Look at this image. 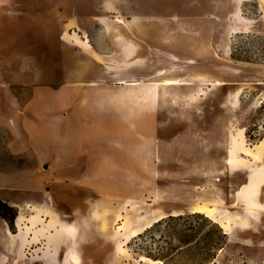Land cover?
Returning <instances> with one entry per match:
<instances>
[{"label": "rangeland", "instance_id": "obj_1", "mask_svg": "<svg viewBox=\"0 0 264 264\" xmlns=\"http://www.w3.org/2000/svg\"><path fill=\"white\" fill-rule=\"evenodd\" d=\"M13 4L0 198L16 220L0 216V264H164L147 231L193 213L227 235L212 264H264V0ZM154 25L196 31L213 74L125 84L119 59L148 53Z\"/></svg>", "mask_w": 264, "mask_h": 264}, {"label": "crops", "instance_id": "obj_2", "mask_svg": "<svg viewBox=\"0 0 264 264\" xmlns=\"http://www.w3.org/2000/svg\"><path fill=\"white\" fill-rule=\"evenodd\" d=\"M13 1L14 0H0V15L8 16L13 14L11 11V8H13L14 5ZM139 28L140 30H138V27H132L129 32H142V28ZM175 30L178 40H175L174 35L172 34L174 33V30L170 25H154L148 31L144 30L143 32L150 34V48L148 53L145 50V53L141 52L137 55L135 54L133 60H130V58L128 60V58H126V53L123 60L119 59V62L124 63L126 66L119 71L118 78L122 79L126 84L127 82H131L129 81L131 78L136 81L141 80V82H145L146 78H148L150 82H154V80H174L176 79L175 77H177L176 75H181L183 71H186L184 74H196L198 76H206L207 73L213 74V60H216V58L214 55H201L199 41L196 42L199 37L197 32L191 31L184 36L182 27ZM165 34H170V36H165ZM140 37L147 36L141 35L138 38L136 37L138 39L137 41L142 43L143 40ZM165 38H169L170 42L164 43ZM123 49L124 54L126 46L119 49V55H121ZM140 49H142V47ZM108 61L109 60H102V63L108 64ZM207 67L209 69H207ZM142 70H145V72ZM106 75H108L107 79H114L110 76V73H107ZM211 77L213 78V75H211Z\"/></svg>", "mask_w": 264, "mask_h": 264}, {"label": "trees", "instance_id": "obj_3", "mask_svg": "<svg viewBox=\"0 0 264 264\" xmlns=\"http://www.w3.org/2000/svg\"><path fill=\"white\" fill-rule=\"evenodd\" d=\"M0 216L16 217L13 208L0 198ZM204 214L170 216L155 223L147 235L153 240L148 257L164 264H212L225 247L227 235Z\"/></svg>", "mask_w": 264, "mask_h": 264}, {"label": "bare ground", "instance_id": "obj_4", "mask_svg": "<svg viewBox=\"0 0 264 264\" xmlns=\"http://www.w3.org/2000/svg\"><path fill=\"white\" fill-rule=\"evenodd\" d=\"M143 129L148 132V128H147L146 124H144V128Z\"/></svg>", "mask_w": 264, "mask_h": 264}]
</instances>
